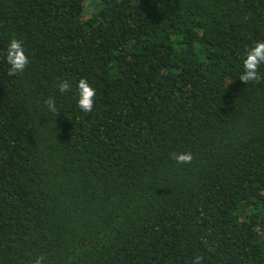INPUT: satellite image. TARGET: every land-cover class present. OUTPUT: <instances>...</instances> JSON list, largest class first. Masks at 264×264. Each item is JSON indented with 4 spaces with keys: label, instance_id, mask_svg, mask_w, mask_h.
<instances>
[{
    "label": "trees",
    "instance_id": "trees-1",
    "mask_svg": "<svg viewBox=\"0 0 264 264\" xmlns=\"http://www.w3.org/2000/svg\"><path fill=\"white\" fill-rule=\"evenodd\" d=\"M257 42L264 0H0V264H264Z\"/></svg>",
    "mask_w": 264,
    "mask_h": 264
},
{
    "label": "clouds",
    "instance_id": "clouds-1",
    "mask_svg": "<svg viewBox=\"0 0 264 264\" xmlns=\"http://www.w3.org/2000/svg\"><path fill=\"white\" fill-rule=\"evenodd\" d=\"M6 60L9 65L8 75L18 76L22 74L29 65V58L25 54L22 42L18 39H12L6 49ZM264 64V42H257L255 45L246 51L245 58L243 59V74L239 80L244 84L250 82H259L261 77L259 75V68ZM78 88V101L77 106L82 112L91 113L94 108V98L96 90L89 85L87 80L81 79L77 85ZM58 89L61 94L68 92L71 85L67 81H60ZM48 105L49 111L56 113L55 100L49 98L45 102ZM171 158L177 164H191L194 157L192 153H172ZM45 257L40 256L36 258L35 264H43ZM192 264H203V257H196Z\"/></svg>",
    "mask_w": 264,
    "mask_h": 264
}]
</instances>
